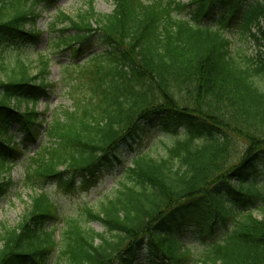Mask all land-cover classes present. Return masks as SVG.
<instances>
[{
    "label": "trees",
    "instance_id": "16d2710c",
    "mask_svg": "<svg viewBox=\"0 0 264 264\" xmlns=\"http://www.w3.org/2000/svg\"><path fill=\"white\" fill-rule=\"evenodd\" d=\"M51 1L0 0V194L22 147L42 138L23 167L29 203L16 224L0 221V264H131L142 241L158 264H264V0H110L107 14L84 0L73 15L58 11L53 49L77 57L94 36L106 48L65 67L71 105L43 127L36 104L50 58L3 52L38 41L34 25ZM213 8L217 20L203 24ZM156 119L166 139L136 152L93 206L59 221L42 185L92 184L138 125ZM184 219L202 239L226 232L192 259L168 229ZM51 220L60 227L46 229Z\"/></svg>",
    "mask_w": 264,
    "mask_h": 264
},
{
    "label": "rangeland",
    "instance_id": "374dc122",
    "mask_svg": "<svg viewBox=\"0 0 264 264\" xmlns=\"http://www.w3.org/2000/svg\"><path fill=\"white\" fill-rule=\"evenodd\" d=\"M186 1V0H182ZM95 11L100 13H109L113 9V4L110 0H94ZM43 9L41 11L40 18L36 21L34 29L39 32L38 41L32 42L30 39L25 37L20 40L18 44L9 46L5 49L3 56L6 60L9 58H14L15 56H20L26 61H34L38 56L47 55L51 60V65L49 68L50 74L47 77V83L50 86L47 88L46 96L40 97L37 102L36 111L40 116L44 117L41 120L42 126L44 127L50 119V115L54 110L63 107L70 106V100L65 95L64 82H62V77L64 76L65 67L68 65L75 66L81 63L87 56L91 54H97L103 51L106 47L102 44L99 36L92 37L86 44H83L80 48V52L77 57H74V52L72 49L65 50V52H58L53 49V42L55 41V36L57 32L51 30L50 25L56 18V13L58 11L65 12L69 15H73L78 9L84 7V0H52L51 3L43 4L41 6ZM85 8V7H84ZM190 8V7H189ZM187 10L186 15L189 10ZM219 8H213L210 10L206 17L203 19V24H210L214 20H217L219 15ZM27 30L30 28L25 27ZM230 36L234 41L236 46L244 45L243 40L238 41V34L234 28L230 31ZM246 50L253 54L255 53L254 45H245ZM160 127H163L162 123L156 119L152 120L151 123L144 126L143 124L138 125L137 129H144L140 131L134 138L128 140L121 148L117 151V157H110L109 162L103 164L99 172L95 175V182L87 186H81L79 183L80 177L74 178V188L71 191H63L59 188L58 183L55 181H48L44 185V189L51 194L52 198L58 205L59 214L61 215V221L64 217L78 216L82 212L85 206H93L95 200L100 197L105 190H109L114 186L115 176L120 172L128 161L133 157L138 151L146 150L151 147L153 143L156 145L166 139L165 135L161 132ZM12 131L17 133V125L14 123L11 127ZM181 131V129H179ZM20 134H16L14 137L15 141H19ZM39 139L30 145H25L22 147V151L19 157L15 159L14 166L11 170L10 179L11 187L0 194V221L8 222L13 225L19 220V216L24 212L26 204L29 203L32 191L28 188L24 189L22 179H23V167L26 164L27 158L32 155L36 150V145ZM156 151L161 150V148H156ZM17 193L22 194L21 199L16 195ZM46 224V229L51 226L60 227V222ZM176 224V223H175ZM169 225L168 229L177 235L182 243L190 249V254L192 259H195L200 252L207 248L208 245L217 242L224 232L221 226H217L214 230V234L211 236H206L202 239L199 235L198 228L195 223L190 220H185L181 225ZM90 227L97 231H103V227L98 222L94 221L89 223ZM57 235V233H56ZM133 260L131 264H156L151 261V255H149L147 250V244L141 242L140 246L136 247L133 251ZM54 256L52 255L51 261H53Z\"/></svg>",
    "mask_w": 264,
    "mask_h": 264
}]
</instances>
